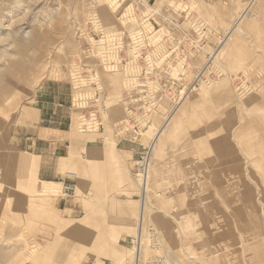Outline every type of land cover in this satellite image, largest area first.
Wrapping results in <instances>:
<instances>
[{
    "label": "rangeland",
    "instance_id": "1",
    "mask_svg": "<svg viewBox=\"0 0 264 264\" xmlns=\"http://www.w3.org/2000/svg\"><path fill=\"white\" fill-rule=\"evenodd\" d=\"M151 228L171 264H264V0H0V264H135Z\"/></svg>",
    "mask_w": 264,
    "mask_h": 264
},
{
    "label": "crops",
    "instance_id": "2",
    "mask_svg": "<svg viewBox=\"0 0 264 264\" xmlns=\"http://www.w3.org/2000/svg\"><path fill=\"white\" fill-rule=\"evenodd\" d=\"M44 94L48 95V96H45ZM44 97L46 99L48 97L49 100L46 101V99H42L40 101L42 103V107H41L42 111L40 112L39 120H40V123L41 122L42 123L48 122V127L47 128L39 127V129H37V133L35 135H33V139H34L33 149L35 151H39L42 157H47V156H50V154H51L52 145L51 146L49 145L48 151L46 150L44 152V145L49 144V142H48V140L46 141L44 139H41L38 133H40V131L42 130L43 137H46V136H44L46 131L58 132V133L63 132L64 129H66V126H69L67 123L69 114H67L66 111H64L63 106L60 105L59 101H57L58 99H56L55 96H52V94H50V93L47 94V92H44L42 98H44ZM48 106L49 107L52 106L53 110H50V108H47ZM46 108H47V110H46ZM88 143L96 144L98 142H88ZM61 149H62V146L60 144H56L55 151L57 152ZM101 154L104 155V152H99L96 154V156H99ZM90 157H92V154L90 155ZM91 160H93V159L91 158ZM80 164L74 165V169L79 173V176H81V179H79V181L82 180V178H85V176H86V170L83 169L81 166H79ZM33 168H35V167L33 166ZM46 186H50V185L49 184H43L42 187H46ZM77 190H80L79 184L77 185Z\"/></svg>",
    "mask_w": 264,
    "mask_h": 264
},
{
    "label": "built area",
    "instance_id": "3",
    "mask_svg": "<svg viewBox=\"0 0 264 264\" xmlns=\"http://www.w3.org/2000/svg\"><path fill=\"white\" fill-rule=\"evenodd\" d=\"M142 164H140L141 171L143 170L142 167L145 168V164ZM74 182H76V176L74 174H67V176L62 180L63 200H69L75 196L76 184ZM141 234L132 239L135 264H171L161 251V239L158 232L155 229H150V243H145L142 240ZM145 251L148 254H146Z\"/></svg>",
    "mask_w": 264,
    "mask_h": 264
},
{
    "label": "bare ground",
    "instance_id": "4",
    "mask_svg": "<svg viewBox=\"0 0 264 264\" xmlns=\"http://www.w3.org/2000/svg\"><path fill=\"white\" fill-rule=\"evenodd\" d=\"M250 5V4H249ZM248 7V6H247ZM247 16V15H246ZM250 17V16H249ZM110 19H111V17H110V14H107L105 17H104V20H105V22H110ZM115 20V19H114ZM114 27V26H113ZM111 30V29H110ZM232 30V29H231ZM185 95V94H184ZM182 100V99H181ZM177 108V107H176ZM171 114V113H170ZM171 117V116H170ZM166 122H168V121H166ZM165 122V123H166ZM165 126V125H164ZM163 127V126H162ZM162 132V131H161ZM157 134H156V136L158 137L159 136V134H160V131L159 132H156ZM8 161H9V159H8ZM70 174V173H69ZM77 175V174H76ZM75 175V176H76ZM76 177H78V176H76ZM76 190H77V185H76ZM148 238H149V233H148ZM30 249V248H29ZM33 251V250H32Z\"/></svg>",
    "mask_w": 264,
    "mask_h": 264
}]
</instances>
